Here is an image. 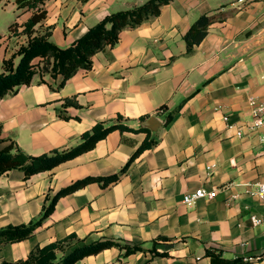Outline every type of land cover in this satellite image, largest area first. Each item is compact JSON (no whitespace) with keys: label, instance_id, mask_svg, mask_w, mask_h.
Here are the masks:
<instances>
[{"label":"crops","instance_id":"crops-1","mask_svg":"<svg viewBox=\"0 0 264 264\" xmlns=\"http://www.w3.org/2000/svg\"><path fill=\"white\" fill-rule=\"evenodd\" d=\"M144 1L44 0L46 16L33 34L49 30L50 40L65 47L105 15ZM32 13L16 0H0V72L4 59L18 61L17 50L28 42L21 30ZM213 13L223 19L187 54L184 34L200 15ZM60 79L35 74L0 100V149L13 143L37 155L69 148L96 122L118 116L130 129H114L91 149L28 178L20 169L1 174L0 226L38 218L75 180L109 176L126 163L127 169L105 186L93 181L60 196L32 235L0 244V262L74 233V245L112 238L145 249L124 256V249L110 247L75 264H209L207 248L264 264V225L250 218L264 217L256 194L264 181V146L260 131L246 128L248 97L264 101V0H171L157 16L124 29L113 46L92 56L90 69L57 88ZM68 98L77 105L64 106ZM152 116L159 125L143 126ZM224 116L243 134L228 129ZM144 140L153 144L130 160ZM198 187L216 195L186 206L183 194Z\"/></svg>","mask_w":264,"mask_h":264},{"label":"trees","instance_id":"trees-1","mask_svg":"<svg viewBox=\"0 0 264 264\" xmlns=\"http://www.w3.org/2000/svg\"><path fill=\"white\" fill-rule=\"evenodd\" d=\"M170 1L146 0L140 5L111 12L90 26L70 45L60 47L50 40L49 30H46L43 34H33L35 31L34 26L46 16V9L43 7L44 0H16L18 7L26 6L31 8L33 9V13L24 22L21 30V32L28 35V42L17 50L16 54L19 55L18 61L14 63L13 59L15 55L3 60L2 71L0 72V100L8 94L16 93L20 86L30 84L35 74H49L53 77L60 75L61 79L57 88L61 87L79 69H90L92 66V56L107 46H113L124 29L137 27L144 21L157 16L160 13L161 7ZM221 19H223V13L200 15L183 36L186 44V53H192L194 46L199 44L205 37L209 25ZM17 27L18 25L14 22L10 25V30L16 33ZM68 105H77V103L74 99L68 98L65 100L64 106ZM172 115L171 112L168 113L166 121L170 120ZM119 119H121V116H118L116 122L110 124L96 122L90 130L82 133L80 141L77 144L69 148H55L50 152L32 155L18 148L14 149L13 143H10L0 149V175L11 169H20L23 171L24 177L28 178L34 173L50 170L54 166L91 149L108 132L114 129H130L121 123ZM1 140L2 138L0 137ZM152 144V140H144L130 157V160ZM127 164L118 173L109 176H86L59 189L51 197L49 203L43 206L40 216L34 220H30L28 223L0 226V244L17 242L28 238L52 212L55 202L60 196L71 193L93 181L99 182L102 186L116 181L127 169ZM76 239V235L70 233L60 239L34 246L24 258L14 261L2 260L0 264H75L76 261L85 256L96 254L110 247L124 249V256L139 250H145L140 245H132L112 238L95 239L90 242L74 245V242L77 241ZM205 256L210 258L209 264H244L245 262L241 257L225 258L222 256L220 250L210 248L205 250Z\"/></svg>","mask_w":264,"mask_h":264},{"label":"built area","instance_id":"built-area-1","mask_svg":"<svg viewBox=\"0 0 264 264\" xmlns=\"http://www.w3.org/2000/svg\"><path fill=\"white\" fill-rule=\"evenodd\" d=\"M248 104L251 109L252 118L251 121L246 125V128L250 133L260 131L259 132L260 141L264 146V101L259 100L255 96H249ZM223 119L225 120L226 127L228 129L235 128L236 134L238 136L243 134L242 130L239 128V126H237L238 124L227 122V116H224ZM213 167L214 164L206 166L207 174H209L212 171ZM216 191H217L216 189L205 190L204 188L198 187L191 192L184 193L182 197V202L186 206L191 207L199 198H207V199L213 198L216 195ZM256 194L258 196L260 204L264 206V181L258 182L256 184ZM250 218L254 226L264 225L263 216L257 214H251ZM253 258L254 257L248 256L243 259L246 261V260H251Z\"/></svg>","mask_w":264,"mask_h":264},{"label":"water","instance_id":"water-1","mask_svg":"<svg viewBox=\"0 0 264 264\" xmlns=\"http://www.w3.org/2000/svg\"><path fill=\"white\" fill-rule=\"evenodd\" d=\"M142 124L145 127H149L151 129H154L159 125V122L154 116H152L148 120L144 121Z\"/></svg>","mask_w":264,"mask_h":264}]
</instances>
